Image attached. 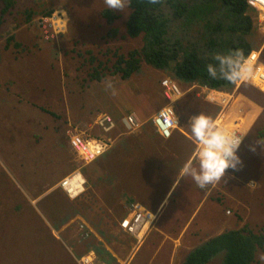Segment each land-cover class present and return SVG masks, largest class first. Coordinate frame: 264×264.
<instances>
[{
	"label": "rangeland",
	"instance_id": "1",
	"mask_svg": "<svg viewBox=\"0 0 264 264\" xmlns=\"http://www.w3.org/2000/svg\"><path fill=\"white\" fill-rule=\"evenodd\" d=\"M106 8L104 0H16L12 14L0 19V264H78L89 252L96 254L86 245L97 232L120 264H182L208 236L246 224L264 230V145L256 144L264 137V103H254L238 90L249 83L264 94L263 85L254 84L264 81L250 76L230 93L237 107L232 119L250 125L237 152L240 170H227L225 182L205 189L190 176L177 183L192 152L196 160L191 119L201 113L211 116L206 106L217 113L222 108L204 98L201 86L177 82L187 92L176 106L184 131L166 147L152 118L165 106L161 83L171 76L147 65L128 80L116 75L96 82L86 81L85 72L77 75L86 63L80 54L87 50L127 53L142 46L141 39L127 36L130 7L114 11L118 18L113 25L102 16ZM29 10L36 13L30 22ZM252 15L258 33L256 63L264 69V24L257 11ZM113 27L118 34L110 39ZM11 36L15 40H8ZM23 92L26 103L15 104L10 96ZM130 115L142 125L135 131L126 129L124 118ZM104 116L114 126L101 125ZM76 134L110 141L111 147L84 165L69 146ZM71 171H80L86 181L75 200L54 187ZM85 203L91 206L84 212L88 220L74 217L70 206L81 209ZM135 204L156 214L140 244L121 227ZM257 258L264 264L263 250ZM209 264H222V258Z\"/></svg>",
	"mask_w": 264,
	"mask_h": 264
},
{
	"label": "trees",
	"instance_id": "2",
	"mask_svg": "<svg viewBox=\"0 0 264 264\" xmlns=\"http://www.w3.org/2000/svg\"><path fill=\"white\" fill-rule=\"evenodd\" d=\"M15 3L16 0H0V19L12 14ZM129 7L131 14L126 23L127 36L141 39L142 46L127 53L114 48L99 53L87 50L85 55L80 54L86 63L76 70L77 75L85 72L86 81L96 82L116 75L128 80L134 74L141 73L143 66L147 65L166 72L185 86L199 85L227 93H232L238 87L239 82L229 84L223 79H212L206 65L216 63L214 57L217 54L226 55L239 49L248 59L257 50L258 33L252 15L256 9L249 5L248 0H158L157 3H152V0H130ZM52 13L50 10L45 16ZM34 14L31 10L25 12L28 22ZM102 16L109 25H113L118 18L109 8L102 12ZM117 34V29L113 27L108 35L110 39H115ZM11 39L15 40V36L8 40ZM20 45L17 43V46ZM84 67L85 70H81ZM242 84L238 90L245 98L259 105L264 103L263 93L248 83ZM204 110L212 118L217 114V110L211 111L208 106ZM162 140L164 143L165 139ZM170 140H166V147H171ZM133 202L130 200V203ZM72 205L70 210L74 217L88 220L84 212L91 206L85 203L83 208L78 209ZM98 235H102V232L92 234L91 241L85 244L87 249L94 250L105 264H120V260ZM259 250L264 251V230L256 231L246 224L243 228L225 231L201 243L186 255L182 264H209L218 256L222 258V264H259Z\"/></svg>",
	"mask_w": 264,
	"mask_h": 264
},
{
	"label": "built area",
	"instance_id": "3",
	"mask_svg": "<svg viewBox=\"0 0 264 264\" xmlns=\"http://www.w3.org/2000/svg\"><path fill=\"white\" fill-rule=\"evenodd\" d=\"M248 3L259 13V22L264 24V5H262L264 4V0H248ZM256 56L257 55L253 52L248 58L252 65L251 68L254 70L251 76L253 79L255 77L257 80L264 81V69L257 67ZM254 84L258 87H261L260 85H263L264 87V83ZM179 87V84L175 80L168 77L163 79L161 83L162 94L167 103L152 118V123L160 137L165 140L171 139L174 132L180 128V120L176 114V106L185 97L187 92ZM200 89L202 95L208 102L218 104L222 108V110L213 118L216 121L217 127L239 135L244 139L250 125L245 128V123L248 122L247 120L240 123L239 120L232 119L237 110L233 94L231 95L225 91L210 90L207 87H200ZM102 119L100 123L101 125L110 124L109 127L114 126V122L110 116H104ZM124 122L127 128L132 131L139 129L142 126L135 115L126 117ZM195 143L196 148L199 147L198 143ZM70 146L78 154L81 163L84 165H90L109 150L111 143L110 141L86 138L82 137L80 134H76L71 137ZM196 155L197 153L195 151L194 157H196ZM85 185L86 181L80 171L73 172L59 183V187L70 200H75L80 197L85 191ZM155 221V213L147 210L140 204H135L132 206L129 215L122 221L121 227L140 244L146 238ZM79 264H99V262L96 254L91 251L80 258Z\"/></svg>",
	"mask_w": 264,
	"mask_h": 264
},
{
	"label": "clouds",
	"instance_id": "4",
	"mask_svg": "<svg viewBox=\"0 0 264 264\" xmlns=\"http://www.w3.org/2000/svg\"><path fill=\"white\" fill-rule=\"evenodd\" d=\"M157 2L158 0H152V3ZM104 3L113 11H124L130 0H104ZM214 59L216 63L206 65V71L212 79H223L229 84H237L252 75L249 59L239 49L226 55L217 54ZM189 128L199 147L195 149L196 160L190 158L183 164L177 183L183 176H190L197 187L205 189L221 180L225 182L227 170H240L242 161L237 152L243 137L217 127L216 121L203 113L191 119ZM256 144L264 145V137L259 138ZM251 150L255 151V148Z\"/></svg>",
	"mask_w": 264,
	"mask_h": 264
},
{
	"label": "crops",
	"instance_id": "5",
	"mask_svg": "<svg viewBox=\"0 0 264 264\" xmlns=\"http://www.w3.org/2000/svg\"><path fill=\"white\" fill-rule=\"evenodd\" d=\"M16 37V36H15ZM25 37H26V34H25ZM9 45V44H8ZM19 47H22L21 45L19 46ZM7 51H9V48H7ZM19 58H20V52H18V58H17V60H19ZM8 94H9V92H8ZM10 97H12V99H13V102L15 103V104H23V103H26V98H25V93L23 92L22 94H19V95H14V96H10ZM31 97V96H30ZM30 103H31V98H30V100H28ZM127 117V116H126ZM125 117V118H126ZM124 118V119H125ZM92 121H93V119H92ZM91 126V124H88V127H90ZM184 130L183 129H177L175 132H174V134H173V138H177L178 137V133H180V132H183ZM85 133V132H84ZM147 134H148V132H146ZM189 136V135H188ZM190 140V142H191V139H189ZM106 141V140H105ZM69 146H70V144H69ZM192 156H193V152H192V154L189 156V158H188V160L190 159V158H192ZM72 173V171L71 172H69V174H71ZM68 173L59 181V182H57L56 184H55V186L54 187H56V186H59V183L65 178V177H67L68 175H69ZM177 182V181H176ZM175 182V183H176ZM174 183V184H175ZM147 208V207H146ZM147 210H150V211H152L151 209H148L147 208ZM148 235V234H147ZM209 238H206V239H210L211 238V236H208ZM202 239H204V238H202ZM167 240H168V238H167ZM182 240V239H181ZM202 242H203V240H202ZM202 242H200V244L202 243ZM182 246V243H181V245H180V247ZM79 264V263H78Z\"/></svg>",
	"mask_w": 264,
	"mask_h": 264
},
{
	"label": "flooded vegetation",
	"instance_id": "6",
	"mask_svg": "<svg viewBox=\"0 0 264 264\" xmlns=\"http://www.w3.org/2000/svg\"><path fill=\"white\" fill-rule=\"evenodd\" d=\"M238 85H239V84H238ZM125 125H126V124H125ZM126 129H128L127 126H126ZM128 130H129V129H128Z\"/></svg>",
	"mask_w": 264,
	"mask_h": 264
},
{
	"label": "bare ground",
	"instance_id": "7",
	"mask_svg": "<svg viewBox=\"0 0 264 264\" xmlns=\"http://www.w3.org/2000/svg\"><path fill=\"white\" fill-rule=\"evenodd\" d=\"M262 5H264V4H262ZM180 129V128H179Z\"/></svg>",
	"mask_w": 264,
	"mask_h": 264
}]
</instances>
